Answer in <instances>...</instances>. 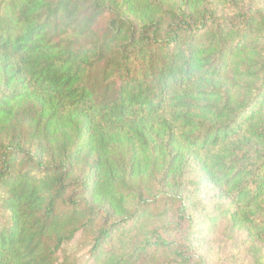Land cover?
Returning a JSON list of instances; mask_svg holds the SVG:
<instances>
[{
	"label": "trees",
	"instance_id": "1",
	"mask_svg": "<svg viewBox=\"0 0 264 264\" xmlns=\"http://www.w3.org/2000/svg\"><path fill=\"white\" fill-rule=\"evenodd\" d=\"M218 217L264 264V0H0V264H213Z\"/></svg>",
	"mask_w": 264,
	"mask_h": 264
},
{
	"label": "rangeland",
	"instance_id": "2",
	"mask_svg": "<svg viewBox=\"0 0 264 264\" xmlns=\"http://www.w3.org/2000/svg\"><path fill=\"white\" fill-rule=\"evenodd\" d=\"M195 182V174H189L186 180L189 192L194 189ZM194 202L198 207L196 211H207L216 215H220L226 205L225 202L216 197V192L210 186L203 184L198 188ZM217 219L221 220L220 217ZM224 222L217 223L213 229V234L206 237V243L212 249L209 253V259L213 264H252L251 245L246 238V233L235 231L231 234L227 228V223ZM64 249L69 253H74L77 264H90L87 254L88 245L79 234Z\"/></svg>",
	"mask_w": 264,
	"mask_h": 264
}]
</instances>
